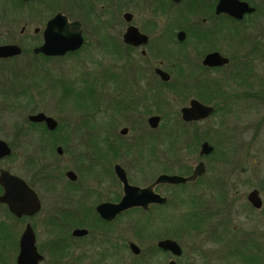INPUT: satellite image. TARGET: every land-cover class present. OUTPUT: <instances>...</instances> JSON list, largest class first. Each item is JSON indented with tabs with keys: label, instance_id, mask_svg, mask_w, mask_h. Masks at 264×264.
<instances>
[{
	"label": "flooded vegetation",
	"instance_id": "af4514ba",
	"mask_svg": "<svg viewBox=\"0 0 264 264\" xmlns=\"http://www.w3.org/2000/svg\"><path fill=\"white\" fill-rule=\"evenodd\" d=\"M223 2L232 3L222 6L232 13L218 11ZM0 10L1 20L25 16L42 22L31 33L25 23L18 34L34 58H63L89 47L114 60L105 76V124L94 122L97 97L93 99L96 89L89 77L88 86L79 88L87 107L76 108L78 124L69 129L77 150L85 148L77 153L79 162L92 168L109 164L111 173H86L78 180L73 170L54 175V167L37 166L45 153L34 158L27 150L34 131L25 128L36 131V150L44 142L50 149L56 145L55 159L64 160V149L57 144L70 143L72 136L58 134V123L52 131L44 123L18 126L12 130L14 142L0 138L10 150L0 159V171L23 183V188L13 184L11 207L0 202L12 221L22 225L14 238L12 228L0 221L5 230L1 246L12 241L14 264L26 230L33 234L38 264L46 256L54 264H264V175L257 172L264 163V0H0ZM57 14L79 23L81 47L61 57L34 53L43 44L47 22ZM8 44L21 49L17 57L25 51ZM148 70L153 77L146 75ZM147 91L155 93L157 112L145 121L140 113ZM184 108L191 120L183 119ZM153 116L158 120L151 128L148 119ZM135 122L139 128L148 126L153 140L143 141L144 134L131 147L115 142L111 133L118 128L125 136ZM123 124L127 127L120 128ZM22 147L29 155L22 162L24 174L4 166L14 148ZM120 159L148 181L130 183ZM116 165L128 184L139 188L151 186L161 175L201 173L186 183L155 185L153 192L163 203L113 214L112 207H103L117 205L124 196ZM54 176L61 184L50 182ZM3 192L0 184V197ZM252 192L258 194L259 208L249 201ZM130 212H140L141 219L129 220ZM36 224L46 228V241L38 237Z\"/></svg>",
	"mask_w": 264,
	"mask_h": 264
},
{
	"label": "rangeland",
	"instance_id": "374dc122",
	"mask_svg": "<svg viewBox=\"0 0 264 264\" xmlns=\"http://www.w3.org/2000/svg\"><path fill=\"white\" fill-rule=\"evenodd\" d=\"M1 12L2 11L0 10V13ZM1 15L2 14H0V45L13 42L21 45L25 51L20 57L0 60V138L6 142H14L17 139L14 138L15 136H13L14 132H12V130L18 129V126L31 125V123L27 121V116L42 112L57 121L58 127L56 131L59 132L58 134L67 131V134L72 136V139L68 144L58 142L57 145L62 146L64 149V160H59L55 159L57 158L55 153L56 145L50 149V144L44 142L42 145L45 147L36 150V146L39 145V141H35L38 139L37 133H35L36 131L32 128H25V130L34 131L32 134H29L33 137L30 142L32 143V147L28 144L27 150L30 152L32 151L31 153L34 155V158H36V154H41V152L45 153V155L43 154V156H39L43 157L44 160L39 159L37 166L44 164V166L47 167H54L52 172H50L52 174L54 172V175H59L63 170L64 172L68 169L73 170L78 175V180L82 179L84 176L86 177V173L95 172L101 173V175L111 173V165L109 164H100L99 166H96V168H92V165H86L85 163L79 162V159L76 158L77 153L80 151L84 152L85 148H79L81 150H77L76 146L78 142L73 137L72 131L69 129L71 128V130H73V126L76 123L78 124V116H76L75 113L76 108L87 107V103L83 102L85 93L79 88L88 86L91 79V84L96 89V95H93V99L96 100L97 97V103L92 106V108H96L98 111L94 122L96 125L105 124L106 112L103 113V110L106 108L105 95L107 93L105 76L108 67L114 63V60H112L106 52L100 50L94 51L89 47H85L73 56L54 58L44 62L39 60V58H34L32 55L28 54V47L25 38L20 39L18 35L20 28L25 23L31 25V33L32 29L37 26L40 27L42 22H40V20L31 21L25 16L13 20H1L3 17ZM148 71L149 72H147L146 75L153 77L152 72L150 70ZM16 75L18 77H14ZM89 77L90 80L88 79ZM86 78L88 80H86ZM30 82L32 83V88L29 90L28 84ZM153 95H155L154 92H145L146 100L143 105V110L145 109V111L140 113L145 121L149 116H152L157 112ZM100 109L102 110L100 111ZM110 113L111 112H108V114ZM134 118L139 117L136 115ZM125 126L127 127L126 124H123L120 128ZM128 126L130 129L125 136L119 135L118 128L115 132L111 133L115 142L121 143L123 146L127 145L131 147V144L136 143L138 137L144 134L143 141L153 140L154 132L150 130L148 126L145 128H139L138 122L131 123V125ZM102 135H106L105 131L102 132ZM102 135L97 133V137L99 138L102 137ZM99 150L100 152L103 151L101 145L99 146ZM28 156L29 155L25 152L23 147L14 148L11 160L5 161L4 166H8L10 169L12 168L17 173L24 174V170H22L21 166L24 163V159ZM132 157L133 155L128 156V158ZM118 162L121 165L124 164L123 166L127 170L130 183L141 186L148 181L147 178H143L141 175L137 174L134 165H132V163L129 164L126 159H120ZM32 171H35V165H33L31 172ZM257 172L260 173V176L264 175V163L257 168ZM58 178L59 176H54L49 180L50 182L61 184L56 181ZM36 179H39V177L35 176L34 180ZM108 185L109 182L105 181L104 187H107ZM36 186L40 189L44 188L38 184H36ZM140 216V212H130L129 220L141 219ZM0 221L12 228L10 230L12 231L11 233L14 238L22 231V225L18 222L12 221L3 207H0ZM36 228L37 229L35 230L38 232L40 240L46 241L47 238H49L46 228L44 226L41 227L38 224H36ZM4 232L5 230L0 228V239L5 236ZM7 238L9 239V236H7ZM8 242L11 243L4 242L1 246L3 241H0V264H14L16 257V252L14 253L15 248L10 239ZM43 264H54V262L46 256V261Z\"/></svg>",
	"mask_w": 264,
	"mask_h": 264
},
{
	"label": "water",
	"instance_id": "95a60500",
	"mask_svg": "<svg viewBox=\"0 0 264 264\" xmlns=\"http://www.w3.org/2000/svg\"><path fill=\"white\" fill-rule=\"evenodd\" d=\"M232 7V3L225 4L221 3L218 6V11L223 9L226 13H232L231 10L224 9L222 6ZM248 11H251L248 9ZM134 31V29H131ZM130 31L129 36L132 37L134 33ZM82 45V37L80 34L79 23L78 22H68L66 17L61 14L55 15L50 19L45 29L43 30V44L34 50V53H41L48 57H61L66 53L74 52L78 50ZM21 54V49L17 45L5 44L0 45V59H9L12 57H17ZM212 57V56H210ZM209 57V58H210ZM213 58V57H212ZM158 74L162 77L163 80H167V75L158 71ZM206 110H208L206 108ZM210 112V110H208ZM206 113V112H205ZM183 119L188 121L192 119L190 111L186 108L182 109ZM158 118L153 116L148 119V123L151 128H154ZM28 121L30 123H44L48 130H54L57 126V122L54 118L46 116L43 113H37L28 116ZM122 134H125L126 131H122ZM203 149L209 151L210 147L207 144H204ZM58 153H61V150L58 149ZM10 154V150L7 148L5 143L0 141V159ZM115 173L124 186V196L122 200L117 205H104L105 207H112V213H118L125 209H130L133 207H142L147 208L148 205L153 203H163L165 199L161 198L159 195H156L153 192V187L160 183L167 184H181L188 181L194 180L201 171L197 170L196 173L191 177H180V176H168L161 175L156 181L149 187L139 188L137 186H131L128 184L126 175L124 171L116 165ZM70 179H75L74 175L69 172L67 173ZM17 183L18 186L23 188V183L11 176L6 171H0V184L3 187V196L0 197L1 203H6L11 207V198L13 194V184ZM249 201L252 205L259 208L261 206V201L258 197L257 192H252L249 195ZM33 234L30 230H26L20 241V253L17 258L18 264H38L40 257L36 254L35 248L33 246ZM165 244V243H164ZM163 245V244H162Z\"/></svg>",
	"mask_w": 264,
	"mask_h": 264
},
{
	"label": "trees",
	"instance_id": "16d2710c",
	"mask_svg": "<svg viewBox=\"0 0 264 264\" xmlns=\"http://www.w3.org/2000/svg\"><path fill=\"white\" fill-rule=\"evenodd\" d=\"M52 59H54V58H45L43 61L45 62L46 60H52ZM14 77H18L17 75L16 76H14ZM47 78H48V75H47ZM66 92V91H65ZM64 97H65V95H64ZM30 123V122H29Z\"/></svg>",
	"mask_w": 264,
	"mask_h": 264
}]
</instances>
